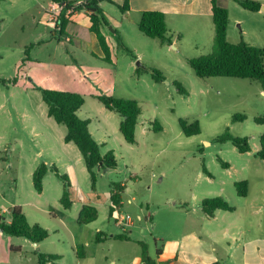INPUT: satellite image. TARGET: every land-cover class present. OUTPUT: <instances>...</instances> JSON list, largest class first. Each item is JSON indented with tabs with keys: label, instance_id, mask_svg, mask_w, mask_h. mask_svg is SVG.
I'll return each mask as SVG.
<instances>
[{
	"label": "rangeland",
	"instance_id": "374dc122",
	"mask_svg": "<svg viewBox=\"0 0 264 264\" xmlns=\"http://www.w3.org/2000/svg\"><path fill=\"white\" fill-rule=\"evenodd\" d=\"M103 8L112 26L115 21L126 23L121 41L134 56L133 49H138L139 38L157 42L132 26L115 6L104 4ZM23 18L22 40L30 39L31 34L35 39L37 32L43 31L49 42L40 47L34 45V60L25 70L20 69L19 64L11 69L10 60L0 61V73L5 75L0 77L4 81L0 83V137L8 138L6 144L0 143V208L21 206L28 223L44 228L49 237L38 246L0 232V264H36L38 253L60 255L59 262L64 259L63 251L70 238L51 219L64 212L59 203L62 182L49 171L44 177L42 192L37 193L32 173L41 163L55 165L69 179L74 173L78 180L75 185L85 196L86 192L104 194L112 184L126 185L121 212L124 215L139 213L140 206L143 214L146 205L150 213L159 210L162 214H174L177 208L184 206L198 210L203 199L220 197L235 210L226 213L228 219L239 217L246 224L260 219L264 228V160L256 157L264 138V122L257 120L264 118V86L247 79L195 76L187 58L215 51L211 21H199L197 28L186 27L180 33L168 22L167 30L173 43L168 49L163 47L164 53L156 59L144 54V60H133V56L117 48L114 41L113 64H108L84 53L76 44L78 39L76 43H63V38L53 33L50 23L31 21L30 13ZM259 22L260 29L254 26L246 29L243 42L264 50V20ZM83 33L81 27L75 35L81 38ZM233 33L239 37L238 27H233ZM142 61L157 63L156 67H151L158 69L165 80L155 82L137 66V63L143 64ZM13 79L16 80L14 85ZM174 82L183 87L186 95L178 93ZM40 89L81 95L84 104L77 116L90 121L89 131L102 153L114 152L117 167L108 172L104 169L96 172L94 192L78 149L63 141L65 127L47 116ZM99 95L137 103L140 115L134 144L124 141L118 130L121 117L106 110L95 98ZM238 115L245 119L233 122ZM180 119L197 122L199 134L186 137L180 129ZM153 122H157L161 130L154 131ZM225 132L234 138H245L250 150L239 153L230 142H216ZM242 181L247 185L245 196H239L234 187V183ZM259 209L261 213L251 214ZM99 211L98 223L89 228L94 230L102 224L105 227L107 223L114 226L107 209L101 207ZM66 212L74 214L72 210ZM16 248L18 251L12 250ZM67 260L65 256V262Z\"/></svg>",
	"mask_w": 264,
	"mask_h": 264
},
{
	"label": "crops",
	"instance_id": "0c3cea01",
	"mask_svg": "<svg viewBox=\"0 0 264 264\" xmlns=\"http://www.w3.org/2000/svg\"><path fill=\"white\" fill-rule=\"evenodd\" d=\"M67 1L72 7L77 6L80 8L75 9L74 12L66 18L67 23L64 28V34L60 36L64 40L63 43L71 44L74 41L76 43L75 39H78L79 41L76 44L84 53L102 60L104 55L96 36L89 31L90 24L88 13L81 7L84 0ZM216 1L228 12V27L226 31V40L228 43L237 44L243 42L246 29L249 27L251 28L254 26L255 28H261L259 20H264V11L261 9L258 12H248L233 0ZM251 1H255L259 3L261 7H264V0ZM52 3V0H0L1 62L10 60V67H12L11 69L13 70L18 64L20 65V69L25 70L27 65L33 62L32 51L34 45L40 47L49 41L43 31H38L35 39L34 35L31 34L30 39L22 40L20 34H23L25 25L23 17H25L27 13H30L31 21L38 20L42 23L46 22L45 13ZM104 4L113 5L118 9L117 6L121 5V0L102 1L98 5L104 11L110 23V28L116 30L123 40L124 30H126L127 27L126 23L122 21L118 23L115 21L114 26H112V22L103 8ZM144 11H157L162 13L165 18L166 29L168 22H170L175 27V31L179 33L186 27L197 28L199 21H205L206 23L209 21L212 22L211 0H129V11L123 13V17L124 19L130 20L132 23L131 25H134L138 30L137 25L141 13ZM81 27L84 33L80 36L81 38H79L75 33ZM233 27H238L239 37L233 33ZM104 31L106 30H103L102 33L109 41L113 50L116 48L114 39ZM53 33L56 34L58 31L53 29ZM212 34L214 36L213 27ZM66 37H69V41H65ZM134 37L137 38L136 35H134ZM153 41L157 42L149 43L139 38L138 49H133L136 55L134 56L131 53L133 56L132 59L144 60V54L150 59H156L160 53H164L163 47H167V49L170 48V46L160 43L158 39H153ZM28 45H30V49L27 47ZM125 47L131 52L127 46ZM27 48L30 50L29 52L26 50ZM146 49L149 51H145ZM26 51L28 52V58L25 63L20 64L25 58ZM142 62L143 65L148 67L157 66L155 65L157 63L154 61ZM11 72L9 74H11ZM4 76L3 73H0V77L4 78ZM7 139V137L1 136L0 143L2 144L3 142L6 144ZM101 154L103 155L104 153L101 152ZM98 171L102 172L103 170L99 169ZM108 171L110 170L107 169L106 172ZM69 180L75 191L76 201L68 210L74 211V214H72V216L71 214H66L68 210L63 209L64 212H60L59 216L54 215L51 219L69 236L70 242L66 250L63 251L65 252L63 261L59 262L62 259L59 255L61 259L52 264H141V249L138 244L139 242L147 244L148 255L154 264H264V228L261 227L260 219L258 222L249 221L246 224V222L239 217L234 220H231V218L228 219L226 213L232 212L220 210L215 211L213 217L208 218L201 212V209L191 210L188 206L177 208L179 210H176L174 214H162L159 210L150 213L148 212V205H146L145 213H140L142 212L141 206L139 207V213H131L130 217L132 223L123 231L121 226L116 223L113 214L114 210L112 211L111 217H109L111 187L109 191L104 194L86 192L85 196L79 191V188L76 187L78 180L74 173H72ZM120 185L124 187L121 194V207L117 209V211L121 213L125 205L123 196L127 189L126 185L122 183ZM131 200L133 201L134 198L132 197ZM84 205L94 207L97 210L98 216L96 221L90 224L79 225L77 223V217ZM13 206L18 205H11L10 208ZM101 207L107 209L108 217L113 221L114 226H110L107 223L104 227V224H99L101 227L92 230L89 227L98 223L99 210ZM10 208H0V216L5 217L7 221L9 220L8 213ZM259 213H261L260 209L251 212L253 215ZM172 219H174V222L171 221ZM97 234H100L101 238L103 236H107V238L96 241ZM116 235H124L128 239H114L113 236ZM148 237L150 239H148ZM41 244L42 242L39 243L38 246ZM76 247H79V249ZM157 249H159V255H156ZM65 256L68 258L66 262Z\"/></svg>",
	"mask_w": 264,
	"mask_h": 264
},
{
	"label": "trees",
	"instance_id": "16d2710c",
	"mask_svg": "<svg viewBox=\"0 0 264 264\" xmlns=\"http://www.w3.org/2000/svg\"><path fill=\"white\" fill-rule=\"evenodd\" d=\"M109 0H84L81 4L82 8L88 13L89 31L92 32L98 41V44L103 52V61L108 64H113V50L109 41L105 38L102 31L106 30L114 39L117 47L123 49L128 54L131 52L124 46L121 37L116 30H109L110 23L105 16L104 11L99 7V3ZM240 7L248 12H258L261 5L251 0H233ZM62 7L59 15V32L58 35L64 34V28L67 23L65 12L71 8L77 9V6L72 7L67 0H52ZM112 3V2H111ZM121 13L129 11V0H121V5L117 6ZM80 8V7H79ZM78 8V9H79ZM212 23L214 28V47L215 51L210 55H202L196 58L187 59V64L194 72L195 76L201 79L204 78H237L258 81L264 86V50L250 46L245 42L230 44L226 40V31L228 27V12L221 7L216 0H211ZM138 30L147 38L158 39L160 43L171 46V37L168 34L165 25L164 15L157 11H144L141 13L138 22ZM28 58V52H25V58L20 64L25 63ZM143 72L150 74L155 82L164 81L162 73L153 67H147L143 64L139 65ZM16 82L15 79L12 80ZM0 83L4 84L3 80ZM173 85L181 95H186L183 87L174 82ZM43 102L47 106V116L57 124L62 125L66 129L63 141L64 143L73 144L79 151L85 168L89 174L91 188L95 191L96 172L101 169H116L117 160L113 151H108L101 154L100 145L91 136L88 126L89 120H82L77 116V112L84 104V99L81 95L74 92L61 91L55 89H40ZM102 106L108 110L117 113L121 117L118 130L124 141L128 144L135 142V127L138 123L140 111L137 103L134 100H124L112 98L108 95H99L95 97ZM245 117L238 115L233 118V122L243 121ZM258 122H264V118L257 119ZM179 126L182 133L186 137L199 134V126L197 122L188 123L186 120L180 119ZM154 131L161 130L157 122H153ZM216 142H230L239 153H246L250 150L245 138H234L228 132L218 137ZM260 160H264V138L260 141V148L256 154ZM227 168L226 164H222ZM51 171L62 182V195L59 202L63 209L68 210L76 201L75 191L71 186L69 177L61 173L55 165L39 164L32 174L33 188L37 193L42 192V181L46 174ZM203 172L209 173L203 167ZM234 187L239 196H245L247 185L244 181L234 183ZM124 187L120 184L111 185V194L109 207V217H111L114 208L121 207V194ZM201 212L208 218L213 217L215 211L233 212L234 208L226 203L222 198L215 197L203 199L200 203ZM98 216L97 210L90 206L84 205L77 217L79 225H87L96 221ZM0 232L7 236L20 237L28 240L32 244H39L49 237V233L44 228L37 224L28 223L20 206H13L9 211V220L0 216ZM107 236L100 237L96 235V241L106 239ZM117 240L128 239L124 235L113 236ZM141 249V264H154L148 255V246L144 242L138 243ZM79 249V247H76ZM18 251V249H12ZM159 249L156 250V255H159ZM81 256V255H79ZM61 259L59 255L38 253L36 264H52ZM219 264V263H213Z\"/></svg>",
	"mask_w": 264,
	"mask_h": 264
},
{
	"label": "built area",
	"instance_id": "2783aa9c",
	"mask_svg": "<svg viewBox=\"0 0 264 264\" xmlns=\"http://www.w3.org/2000/svg\"><path fill=\"white\" fill-rule=\"evenodd\" d=\"M61 11H62V7L59 4L52 3L49 9L45 13L46 22L50 23L53 29L57 30L58 32H59V15ZM72 12H74L73 8L67 10L65 12V18H67V16L70 15ZM65 41H69V37H66ZM113 214L117 225L121 226L123 231L131 225L132 219L129 215H124L118 212L116 208H114Z\"/></svg>",
	"mask_w": 264,
	"mask_h": 264
},
{
	"label": "water",
	"instance_id": "95a60500",
	"mask_svg": "<svg viewBox=\"0 0 264 264\" xmlns=\"http://www.w3.org/2000/svg\"><path fill=\"white\" fill-rule=\"evenodd\" d=\"M261 10L262 11H264V7H261ZM109 30L112 32V29L111 28H109ZM140 64L139 63H137V66H139ZM107 169H104V171H106Z\"/></svg>",
	"mask_w": 264,
	"mask_h": 264
}]
</instances>
